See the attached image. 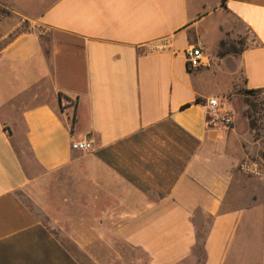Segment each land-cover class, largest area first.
<instances>
[{"label": "crops", "instance_id": "1", "mask_svg": "<svg viewBox=\"0 0 264 264\" xmlns=\"http://www.w3.org/2000/svg\"><path fill=\"white\" fill-rule=\"evenodd\" d=\"M33 3L0 51V264H264V181L238 170L264 167V131L205 108L264 102V0Z\"/></svg>", "mask_w": 264, "mask_h": 264}, {"label": "rangeland", "instance_id": "2", "mask_svg": "<svg viewBox=\"0 0 264 264\" xmlns=\"http://www.w3.org/2000/svg\"><path fill=\"white\" fill-rule=\"evenodd\" d=\"M34 1L37 0H0V51L19 35L32 31L33 24L30 20L27 19L26 16L31 17L33 15ZM224 42L225 49H229L231 52L234 51V53H229L225 56H236L245 46L244 38H227L224 40ZM217 52L218 50L213 57L218 58ZM237 76H239V74H237ZM220 101L221 103L227 105L229 109H231V112H229L228 114L231 115L232 120L233 117H235L238 121L246 124L250 131L252 130L250 129L249 118L256 121V129L255 131H253V137L256 139L263 138L262 133L264 131V105L261 93L252 96L247 93V90L240 88L235 89L227 96H224V98L220 99ZM16 149L18 150V154L20 153V156H22L26 161L30 159V156L25 150L26 147L16 146ZM242 164H248L256 168L257 171L261 173H264V167H260L259 165L257 166L249 161L242 162L238 166V170L240 171V173L248 177L264 181L263 178L243 172L240 168ZM46 202H49L48 192L46 194ZM59 228H63L61 222L59 223ZM202 234L203 231H200L199 237L202 238ZM65 236L66 235L61 231H58V237L63 241L65 239ZM66 242H68L67 238Z\"/></svg>", "mask_w": 264, "mask_h": 264}, {"label": "built area", "instance_id": "3", "mask_svg": "<svg viewBox=\"0 0 264 264\" xmlns=\"http://www.w3.org/2000/svg\"><path fill=\"white\" fill-rule=\"evenodd\" d=\"M185 58L187 65L192 68L209 65V58L196 47L188 48L185 52ZM205 108L209 126L218 124L227 129L232 125L233 120L231 115L222 111L220 102L217 98H208L205 101ZM71 149L78 152L89 151L91 149V143L89 141H76L71 144ZM240 168L245 173L264 179V173L258 172L256 168L248 164H242Z\"/></svg>", "mask_w": 264, "mask_h": 264}, {"label": "trees", "instance_id": "4", "mask_svg": "<svg viewBox=\"0 0 264 264\" xmlns=\"http://www.w3.org/2000/svg\"><path fill=\"white\" fill-rule=\"evenodd\" d=\"M226 0H221V6L223 7L225 5ZM225 42H220L219 47H218V52H217V57L221 58L224 57L225 55L229 54V53H234V51H230L229 49H225ZM247 93L254 96L257 94H260L261 91L260 90H247ZM200 100H196V103H199ZM264 105V102H263ZM249 125H250V129L252 131H255L256 129V121L252 120L249 118ZM198 245L201 246V241L200 239L198 240Z\"/></svg>", "mask_w": 264, "mask_h": 264}]
</instances>
